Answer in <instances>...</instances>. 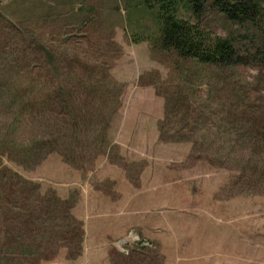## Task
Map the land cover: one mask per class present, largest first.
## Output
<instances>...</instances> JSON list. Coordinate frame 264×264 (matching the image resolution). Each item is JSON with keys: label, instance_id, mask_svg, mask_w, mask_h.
I'll list each match as a JSON object with an SVG mask.
<instances>
[{"label": "rangeland", "instance_id": "rangeland-1", "mask_svg": "<svg viewBox=\"0 0 264 264\" xmlns=\"http://www.w3.org/2000/svg\"><path fill=\"white\" fill-rule=\"evenodd\" d=\"M128 2L0 0L3 133L12 95H23L14 74L48 64L44 42L60 41V57L33 77V97L41 87L36 98L66 96L75 73L83 85L110 76L88 107L84 93L73 98L85 112L21 118V129L47 126L64 144L27 167L4 158L32 184L6 186L0 264H264V71L216 70L162 50L145 39L156 19ZM202 21L220 35L235 29L212 8ZM124 206L132 227L109 249L89 247L85 224L99 231L102 212ZM24 212L36 222L22 230Z\"/></svg>", "mask_w": 264, "mask_h": 264}, {"label": "trees", "instance_id": "trees-1", "mask_svg": "<svg viewBox=\"0 0 264 264\" xmlns=\"http://www.w3.org/2000/svg\"><path fill=\"white\" fill-rule=\"evenodd\" d=\"M127 2L131 9H145L156 19V35H147L145 39L153 40L152 37H155L157 41H153V44L158 43L162 50L173 51L184 61L191 60L196 65L212 67L216 70L251 65L264 71V0H127ZM209 8L222 15L231 23L232 28L235 26V29L227 35L212 32L202 21L203 12ZM61 44L60 41H53L51 47L44 42L43 51L39 54L42 58H47L45 60L48 64H43L40 70L37 64L36 69L31 66L25 71L18 70L14 74L16 80L14 82L20 86L23 95L20 98L12 95L10 123L4 133L0 128V202H5L3 195L8 189L6 188L8 184L10 187L20 184L19 186L28 190L30 189L28 186L32 184V181L24 179L17 170L5 164L4 158L27 167L37 164L45 154L60 149L64 144V136L57 134V131L48 134L47 126L28 127L27 124L30 122L35 125L38 121L36 119L41 114L50 112L52 108L64 112L71 106L72 109L85 112L84 108L76 109L77 100H73L82 93L86 95L87 101L84 107L90 105L96 97L104 95L105 88L101 82L109 79L110 76L107 71L102 70L103 75L98 78V85H83L79 81L84 82V76L75 73L74 77L79 78L78 83L72 85L70 82L66 88L61 87L62 91H67L66 96L64 94L61 97L58 93L52 94V98H36L43 94V87L38 95L32 96L33 77H41L49 73V62L53 63L60 57L57 53L61 49ZM66 75L69 81L73 78L72 75L70 78L68 73ZM58 76H61L60 71ZM79 84L81 86H78ZM10 90L8 89V92ZM46 95L49 96V93ZM25 116L30 117L29 122L21 129L20 120ZM7 208L8 211L12 209L10 205ZM22 214L21 229L24 230L32 226L36 219L32 213ZM80 232L83 234V230ZM4 236L8 241L13 238L10 232H5ZM1 246L6 245L2 242Z\"/></svg>", "mask_w": 264, "mask_h": 264}, {"label": "crops", "instance_id": "crops-1", "mask_svg": "<svg viewBox=\"0 0 264 264\" xmlns=\"http://www.w3.org/2000/svg\"><path fill=\"white\" fill-rule=\"evenodd\" d=\"M117 190L118 189H115V191ZM91 192L92 191L88 185L86 189H83V194L85 195ZM122 192L123 191L121 190V193ZM122 197L123 195L120 197L121 200H122ZM102 213H103L101 216L102 220H104L105 218L107 223H105V225L101 227H98L101 229L99 231H95L93 227L90 226V223L88 224L86 223L85 224V241H87L88 243L87 245L89 247H91V242L95 241V244L93 247H101L104 249H109L112 246H114V244H116V241L119 238L123 237L126 234L129 228L132 227V223L131 224L129 222L127 223L125 219L122 217V215L123 216H125L126 214L129 215L130 211L128 210V208L126 209V207L124 206L122 211L118 212L117 214L115 213L116 215L114 216H111V213H107V212H102ZM112 219L114 221H111ZM141 232L143 234V228ZM103 256H105L104 252H103Z\"/></svg>", "mask_w": 264, "mask_h": 264}, {"label": "built area", "instance_id": "built-area-1", "mask_svg": "<svg viewBox=\"0 0 264 264\" xmlns=\"http://www.w3.org/2000/svg\"><path fill=\"white\" fill-rule=\"evenodd\" d=\"M137 238H138V241H139V240H140L139 236H138ZM120 243H121V245H124V244L127 243V241H122V242H120Z\"/></svg>", "mask_w": 264, "mask_h": 264}]
</instances>
